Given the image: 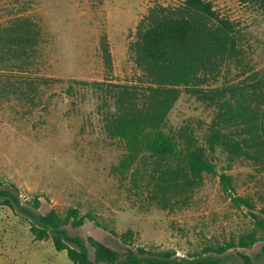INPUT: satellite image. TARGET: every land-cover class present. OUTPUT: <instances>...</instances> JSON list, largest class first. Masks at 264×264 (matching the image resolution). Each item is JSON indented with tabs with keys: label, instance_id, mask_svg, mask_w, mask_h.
<instances>
[{
	"label": "rangeland",
	"instance_id": "rangeland-1",
	"mask_svg": "<svg viewBox=\"0 0 264 264\" xmlns=\"http://www.w3.org/2000/svg\"><path fill=\"white\" fill-rule=\"evenodd\" d=\"M206 1L234 24L240 40V56L229 60L210 86L247 81L253 72L264 76V11L240 0ZM181 2L0 0V29L17 17L29 18L39 29L36 52L25 63L0 61V183L18 201L10 207L0 198V264H72L65 251L54 249L51 239H34L26 213L54 209L64 216L69 208L92 215L96 223L67 226L68 236H90L120 256L131 244L193 259L203 249L237 239L254 227L248 211L234 208L222 190V173L231 176L236 195L249 198L255 214L263 217L264 166L242 158L230 163L219 149L212 154L216 175H206L185 205L161 209L151 199L146 178L135 182L129 172H113L124 154L123 144L104 133L91 92L78 86L74 95L65 92L69 80L135 82L140 71L128 45L137 23L154 5L176 7ZM103 38L111 54L110 69L102 61ZM212 117V110L182 94L167 124L189 126L204 144ZM35 198L38 209L32 207ZM127 232L130 238L124 242ZM237 253L261 264L264 241L227 251L226 264H242Z\"/></svg>",
	"mask_w": 264,
	"mask_h": 264
},
{
	"label": "trees",
	"instance_id": "trees-1",
	"mask_svg": "<svg viewBox=\"0 0 264 264\" xmlns=\"http://www.w3.org/2000/svg\"><path fill=\"white\" fill-rule=\"evenodd\" d=\"M240 1L264 11V0ZM38 37L39 29L29 18L13 19L0 29V61L16 59L25 63L36 52ZM239 41L234 24L206 0H182L176 7L154 5L137 23L135 38L128 45L140 71L135 82H68V95H74V86L91 92L104 133L122 142L124 154L112 167L113 172L121 176L129 172L135 182L146 178L151 199L163 210L185 205L206 175H216L212 158L216 149L224 152L230 163L242 158L264 166V76L253 72L247 81L210 86L218 80L225 64L240 56ZM101 56L110 69L106 38ZM182 94L213 112L204 144L189 126L173 128L167 124L168 114ZM219 182L232 206L248 211L254 227L237 239L203 249L193 259L179 258L170 250L151 253L131 244L120 256L90 236L85 240L68 236L67 226L79 228L86 220L96 223L92 215H80L76 208H69L64 216L54 209L45 214L25 212L34 239H51L54 249L65 251L72 264H226L227 251L249 249L264 241V208L260 212L263 217L256 215L251 200L236 195L229 174H220ZM0 198L10 207L11 202L18 205L13 192L1 183ZM39 206L35 198L32 207ZM122 237L126 242L130 233ZM237 254L242 264H252L249 256Z\"/></svg>",
	"mask_w": 264,
	"mask_h": 264
}]
</instances>
